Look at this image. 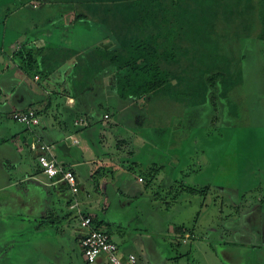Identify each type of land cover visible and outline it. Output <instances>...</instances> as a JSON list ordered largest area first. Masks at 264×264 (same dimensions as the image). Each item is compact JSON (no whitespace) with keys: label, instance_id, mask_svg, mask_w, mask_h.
I'll list each match as a JSON object with an SVG mask.
<instances>
[{"label":"crops","instance_id":"0c3cea01","mask_svg":"<svg viewBox=\"0 0 264 264\" xmlns=\"http://www.w3.org/2000/svg\"><path fill=\"white\" fill-rule=\"evenodd\" d=\"M21 1L11 0L13 6L9 7L7 0H0V111L35 109L40 112L41 122L20 132L9 124H3L10 138L6 136L4 142L0 143V177L3 175L4 179L0 182V191L4 192L0 195V212L3 210L0 213V231L6 230L0 233V238L7 234L11 235V239L13 235L16 238L21 227L30 226L37 252H66L68 261L73 262L70 252L75 254L74 257L76 252H82L83 256L82 222L78 227L75 224L82 212L93 215L97 227L106 228L113 239L116 235L123 242L119 244L123 255L129 254L124 250L132 251V243L140 240V234L144 235L151 243L147 245V264H160L161 261L157 259L168 252V239L181 237L179 245H189L191 237L197 236L190 235L181 225L170 224L168 228L166 211L161 205L151 206L159 214L157 226L152 227L147 222L150 229L145 234L139 233L141 228L131 218L133 213L129 212L134 211L133 208L140 210L143 206L147 209L149 197L139 190H148L150 186L140 178L146 176L142 172L150 169L153 161V165H158L151 156L152 152L165 158L169 156L171 162L174 158H181L177 168L173 165L169 168L170 171L176 168L178 175L188 171L185 176L192 178L196 175L193 164L181 162L183 158L176 151L172 152L174 148H170L171 152L166 155L169 149L165 151L163 145L157 143L152 145L140 132L131 131V118H140L139 110L143 105L148 106L147 101L128 102L121 99L115 69L111 67L93 74L87 82L84 73L75 67L74 59L56 63L52 57L53 50L65 46L62 35L67 27L70 28L68 23L71 20L65 29H59L55 26L53 4L47 3L48 6H45L40 3L35 6L30 3L22 6ZM18 3L21 8L17 7ZM38 10L45 12L43 17L37 16ZM17 15L22 21H17ZM91 29L93 31L94 27ZM70 32L73 35L74 30ZM50 33L56 34L57 40H51L48 36ZM71 34L70 46L87 47L88 44L81 43L80 37L73 42ZM90 36L94 40L93 35ZM26 46H46V56L51 58L41 66L42 70L37 68L39 71L32 75L24 70V57L19 55ZM3 47L16 50L8 55ZM95 66L99 67L101 63ZM29 138H32V142H29ZM26 140L29 142L27 148L23 146ZM41 143L52 145L56 159L73 170L78 182L77 191L65 182L53 183L43 174L37 148ZM144 149L151 154L149 160L143 159V156L138 158L140 150ZM165 166L157 167L159 172L166 171ZM116 173L119 175H110ZM257 177L255 181L260 184L257 188L264 189L263 176ZM119 178H123L122 181H118ZM164 186L163 183L159 185ZM254 190L257 189L251 191ZM226 193L230 195L223 188V201ZM135 200L140 201L136 207ZM249 209L247 213L250 214L246 217L240 209L235 210L234 215L243 218L239 225L235 222L237 228L229 227L224 232L215 230V239L212 242L206 239L205 245L212 243L211 252L207 248L199 252L197 245L195 247L196 239L191 249L177 250L182 252L179 258L194 254L195 248L201 260L211 259L212 262L208 264H264V215L258 208H245ZM123 244L127 247H122ZM141 258L145 257L142 255ZM75 261L77 264L83 262L78 258ZM97 264H103V261Z\"/></svg>","mask_w":264,"mask_h":264},{"label":"rangeland","instance_id":"374dc122","mask_svg":"<svg viewBox=\"0 0 264 264\" xmlns=\"http://www.w3.org/2000/svg\"><path fill=\"white\" fill-rule=\"evenodd\" d=\"M7 2L9 7L13 6L11 0H7ZM45 2H50L49 4L54 6L57 4V8L53 12L56 27L62 29V27L64 28L69 24L70 20L72 21L71 10L60 8L63 1L56 0V4L54 0H45ZM30 3L37 6L41 1L27 0L25 4L21 3V5ZM21 5L18 3L17 7ZM44 14V11L38 10L37 16ZM18 15L16 19L20 22L22 20L18 18ZM70 30L71 27H67L62 35L65 37L63 44L67 47L71 43ZM92 33L94 40H96L98 36L96 27H94ZM48 36L51 40H57L56 34L50 33ZM102 41H105V39L98 42ZM237 45L239 47L238 59L242 65L243 81L235 87L229 98H214L203 105L201 104V106L197 105V97L193 94L190 99L194 98L196 103L189 107L184 105L190 100L189 97L183 98L186 96L183 93L176 97L174 96V90L169 91V95H166L167 103L164 99H161L158 104L155 102L150 108L143 105L138 113L140 118H135V120L130 117L131 131L140 132L143 137H147L148 142H151L152 145L157 143L163 145L165 151L166 148L169 149L166 155L171 152L170 148H174L172 152L176 151L177 155L182 156L183 161L181 162L193 164L194 173H196L192 178L185 176L188 171L178 175L175 169L180 164L179 160H182L181 158L179 160L174 158L171 162L169 156L165 158L152 151L151 155L146 153L145 149L144 151L140 150L138 158L143 156V159L149 160L151 155L158 164L153 165V161L150 169H145L142 173L144 175H158L148 190H139L140 193L149 197L148 204L145 203L147 209L143 206L140 210L133 208L134 211L129 212L133 213L131 218L141 228L139 233L145 234L147 229H150L148 223H151V226H157L159 214L155 213L151 206L161 205L166 211L168 228L170 224L181 225L188 229L190 235L192 233L197 236V238L191 237L192 241L189 245H179L178 241L182 242L181 237L168 239V248L166 249L168 252H164L165 255L157 259V261H161L160 264H198L199 261L200 264H208L212 262L211 259L201 260L195 248L194 254L187 257L184 255L180 258L182 252H177V250L191 249V244L197 239L195 247L197 245L199 252L203 251V248H207L211 252L212 247L210 246L212 243L205 245L206 239L209 238L212 242V239H215L213 235L215 230L224 232L229 227L232 229L233 227L237 228L238 223L243 219L234 215L237 209H240L245 217L250 214L247 213L250 212V209L245 210V208L250 207L251 209L258 208L264 215V191L259 187L257 188V185L260 184L255 181L257 176V178L263 176L262 181L264 183V40L257 37L243 38ZM3 49L8 55L12 54L11 51L16 50V48L9 49L8 47H3ZM0 110L2 109L0 108ZM13 111H0V143L4 142L6 136L10 138V133H7L4 125L9 124L18 132L29 128L27 125L14 120L13 114L15 111ZM140 124H144V126L141 127ZM161 124L168 126H162ZM23 144L24 147H29L27 140L23 141ZM52 154L55 157L53 148ZM171 165L176 167L173 171L169 169ZM162 166L166 167V171L159 172L160 170L157 167ZM2 177H0V182L4 180ZM122 179L119 178L118 181H122ZM142 182L146 183L145 176ZM154 183L155 185H153ZM162 183L165 186L159 187ZM188 186H193L202 192L188 193L185 190ZM223 188L230 193L229 196L227 193L225 194L224 201L222 198ZM254 188L257 190H254L255 192L251 191ZM2 194L4 192L0 191V195ZM174 197H179V199L174 201ZM138 202L140 201L135 200L134 207ZM222 220L223 224H221ZM225 220L227 223H225ZM81 222L82 214H79L75 222L77 227L80 226ZM103 229L106 230V228ZM20 230L16 238L13 235L11 239L10 234L3 236V240L0 238V264H37V260L38 264H77L75 261L77 258L80 262L83 261L81 264H85L82 252H76L75 257V254L70 252L74 258L73 262L68 261L66 252H37L34 247V236L31 227L23 226ZM5 231H0V233ZM216 233L217 235L220 234V232ZM138 238H140L138 242L132 243L130 249L132 251L127 252L124 250V252L137 255L142 260L141 264H147L146 261L149 257L146 252L147 245H151V243L142 234ZM114 240L118 245L123 243L116 235H114ZM122 247L127 246L123 244ZM142 255L145 258H141Z\"/></svg>","mask_w":264,"mask_h":264},{"label":"trees","instance_id":"16d2710c","mask_svg":"<svg viewBox=\"0 0 264 264\" xmlns=\"http://www.w3.org/2000/svg\"><path fill=\"white\" fill-rule=\"evenodd\" d=\"M40 1L45 6L50 3ZM61 1L60 8L70 9L73 16L69 22L73 42L80 37L88 45L85 49L74 45L54 49L55 62L74 59L87 82L93 74L112 67L120 98L145 100L149 108L161 99L166 101L174 90L176 97L183 93V98L190 99L195 94L197 105L229 98L243 81L237 43L243 38L264 40V0ZM93 27L98 32L96 40L90 36ZM46 49L26 46L19 52L29 75L51 61ZM98 62L101 66L96 67ZM194 103L191 98L184 105ZM157 175L147 174L146 185L151 186ZM185 190L202 192L191 186Z\"/></svg>","mask_w":264,"mask_h":264},{"label":"built area","instance_id":"2783aa9c","mask_svg":"<svg viewBox=\"0 0 264 264\" xmlns=\"http://www.w3.org/2000/svg\"><path fill=\"white\" fill-rule=\"evenodd\" d=\"M108 115L106 116V118ZM14 120L29 128L40 125L41 118L35 109L17 111L13 114ZM38 162L45 174L53 183L65 182L77 191L78 182L72 169L59 163L52 154V145L41 143L39 146ZM143 181V178H140ZM81 246L84 260L89 264H141L137 255L130 253L123 255L119 245L106 230L98 228L94 223V216L82 213Z\"/></svg>","mask_w":264,"mask_h":264},{"label":"water","instance_id":"95a60500","mask_svg":"<svg viewBox=\"0 0 264 264\" xmlns=\"http://www.w3.org/2000/svg\"><path fill=\"white\" fill-rule=\"evenodd\" d=\"M29 142H32V138H29Z\"/></svg>","mask_w":264,"mask_h":264}]
</instances>
